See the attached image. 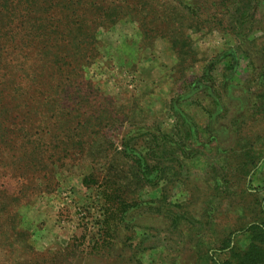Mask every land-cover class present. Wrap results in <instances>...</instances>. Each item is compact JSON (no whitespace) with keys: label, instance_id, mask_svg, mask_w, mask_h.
Here are the masks:
<instances>
[{"label":"rangeland","instance_id":"1","mask_svg":"<svg viewBox=\"0 0 264 264\" xmlns=\"http://www.w3.org/2000/svg\"><path fill=\"white\" fill-rule=\"evenodd\" d=\"M181 1L208 23L179 60L130 20L86 61L53 37L12 42L0 14V264H211L228 239L249 245L242 230L264 222V6L242 3L243 42L235 0ZM145 134L165 139L164 180L120 154Z\"/></svg>","mask_w":264,"mask_h":264},{"label":"trees","instance_id":"2","mask_svg":"<svg viewBox=\"0 0 264 264\" xmlns=\"http://www.w3.org/2000/svg\"><path fill=\"white\" fill-rule=\"evenodd\" d=\"M242 3L246 1L235 0V6L228 11L232 12L237 25L245 27L242 41L248 42L255 25L247 20L251 15ZM260 5L264 6V0H255V9H260ZM225 13L228 15L227 11ZM0 14L5 19L6 26H12V30H15L9 34L12 36V42L18 38L30 41L40 38L47 41L53 39L56 52L76 48L85 52L86 61L99 54L100 32L110 31L123 20L138 24L145 42H150L155 37L169 42L178 60L182 54L185 55L182 50L187 46L186 31H198L202 28L200 26L208 23V20L200 18L195 7H191L189 3L184 4L181 0H0ZM207 18L210 17L207 15ZM198 21L202 23L199 24ZM251 40L253 41V38ZM22 43L33 45L26 41ZM41 44L42 48L45 47V40ZM145 135L150 137L149 143L141 147L137 142L131 147L124 144L126 151L123 150L120 154L123 157H131L136 162L137 173L141 177H151L156 173V181L164 180L165 174L170 170L164 163H160L169 160L165 158V139ZM127 150H130V153H127ZM150 160L157 161L155 165H151ZM162 195H165V190H162ZM242 232L249 236V245L244 250H239L230 246L228 239L216 251L217 254H227L228 259H211V264H264V222L255 221Z\"/></svg>","mask_w":264,"mask_h":264}]
</instances>
